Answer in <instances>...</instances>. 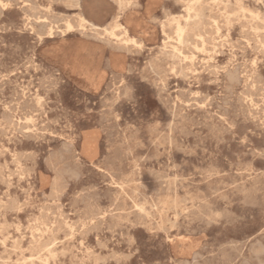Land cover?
<instances>
[{"label": "rangeland", "instance_id": "374dc122", "mask_svg": "<svg viewBox=\"0 0 264 264\" xmlns=\"http://www.w3.org/2000/svg\"><path fill=\"white\" fill-rule=\"evenodd\" d=\"M189 1L0 0V264H264V0Z\"/></svg>", "mask_w": 264, "mask_h": 264}, {"label": "bare ground", "instance_id": "6f19581e", "mask_svg": "<svg viewBox=\"0 0 264 264\" xmlns=\"http://www.w3.org/2000/svg\"><path fill=\"white\" fill-rule=\"evenodd\" d=\"M16 1H17V0H16ZM182 1H183V0H182ZM184 1H185V0H184ZM186 1H187V0H186ZM199 1H200V0H191V1H189V6H190V7L195 6V8H196V4L199 3ZM205 1H206V0H205ZM6 2H7V0H6ZM201 2H202V0H201ZM13 3H15V2H13ZM27 3H28V2H27ZM185 3H186V2H185ZM185 3H184V4H185ZM222 3H223V2H222ZM225 3H226V2H225ZM6 4H7V3H6ZM202 4H203V3H202ZM223 4H224V3H223ZM4 5H5V4H4ZM19 5H20V4H19ZM118 5H119V4H118ZM232 5H233V4H232ZM234 5H235V4H234ZM186 6H187V5H186ZM1 7H2V6H1ZM24 7H25V6H24ZM205 7H207V6H205ZM235 7H236V5H235ZM235 7H234V8H235ZM237 7H238V6H237ZM27 8H28V6H26V9H27ZM33 8H34V7H33ZM201 8H202V7H201ZM208 8H209V7H208ZM208 8H207V9H208ZM29 9H30V8H29ZM199 9H200V8H199ZM202 9H203V8H202ZM202 9H201V10H202ZM210 9H211V7H210ZM1 10H3V9H1ZM34 10H35V8H34ZM188 10H189V9H188ZM208 10H209V9H208ZM23 11H24V10H23ZM29 11H30V10H29ZM20 12H21V11H20ZM41 12H42V11H41ZM41 12H40V13H41ZM47 12H48V11H47ZM189 12H190V11H189ZM33 13H34V11H33ZM33 13H31V14H33ZM37 13H38V12H37ZM190 13H191V12H190ZM190 13H188V14H190ZM247 13H248V12H247ZM35 14H36V13H35ZM43 14H44V13H43ZM48 14H49V13H48ZM51 14H52V13H51ZM51 14H50V15H51ZM206 14H207V13H206ZM209 14H210V13H209ZM55 15H56V14H55ZM59 15H60V14H59ZM74 15H75V14H74ZM231 15H232V14H230V16H231ZM33 16H34V15H33ZM56 16H58V15H56ZM60 16H61V15H60ZM71 16H72V15H71ZM71 16H70V17H71ZM232 16H233V15H232ZM51 17H52V16H51ZM53 17H54V16H53ZM70 17H69V18H70ZM219 17H220V15H219ZM23 18H24V17H23ZM44 18H45V17H44ZM46 18H47V17H46ZM49 18H50V17H49ZM118 18H119V15H116L115 20H114V21H115V23H114L115 25H114V24H113V25H114V28H116L115 30H116V31L118 30L119 33L115 34V33H116L115 31H114V32H115V33H114V32H111V31L109 32L108 30H104V32L108 33V35H109L110 37H114V38H112V39H115L116 41H122V43L124 42L125 44H129V45H130V43H131V44H134V46H135V45H136V46L139 45L140 42L137 41L136 38H135L134 36H131V35H130V32H135V29H136V28H139V25L137 24V22L134 21V20H132V19H128V18H125V19L123 20V22H120ZM185 18H186V17H185ZM187 18H189V17H187ZM233 18H234V17H233ZM244 18H245V17H244ZM28 19H29V18H28ZM40 19H41V18H40ZM40 19H38V20L41 21ZM236 19H237V18H236ZM248 19H249V18H248ZM33 20H34V19H33ZM57 20H58V19H57ZM70 20H71V19H70ZM80 20H81L80 28H82V29L85 27L84 24H87V25L90 27L91 30H96V29L98 28V27L95 26L93 23H91V22H89L88 20H86L84 17H82ZM110 20H111V19H110ZM216 20H217V19H216ZM256 20H257V19H256ZM35 21H36V20H35ZM43 21H45V20H43ZM68 21H69V20H68ZM71 21H72V20H71ZM9 22H10V21H9ZM31 22H32V21H31ZM51 22H52V21H51ZM51 22H50V23H51ZM57 22H61V21H57ZM165 22H166V21H165ZM10 23H11V22H10ZM47 23H48V22H47ZM47 23H46V24H47ZM67 23H68V22H67ZM73 23H75V22H73ZM173 23H174V22H173ZM173 23H172V24H173ZM12 24H13V23H12ZM44 24H45V23H44ZM44 24H43V25H44ZM46 24H45V25H46ZM51 24H52V23H51ZM170 24H171V23H170ZM177 24H178V23H177ZM186 24H187V23H186ZM261 24H262V23H261ZM4 25H5V24H4ZM10 25H11V24H10ZM23 25H24V24H23ZM30 25H31V24H30ZM43 25H42V26H43ZM56 25H57V24H56ZM168 25H169V24H168ZM220 25H221V24H220ZM240 25H241V24H240ZM1 26H2V25H1ZM5 26H6V25H5ZM12 26H13V25H12ZM46 26H47V25H46ZM51 26H53V24H52ZM176 26H177V25H176ZM55 27H56V26H55ZM55 27L53 26V28H55ZM64 27H66V28H65L64 30H61V32H60L61 35H66V34L72 32V31H74V27L71 26V24H69V23H68L66 26L64 25L63 28H64ZM78 27H79V26H78ZM178 27H179V26H178ZM221 27H222V26H221ZM1 28H2V27H1ZM1 28H0V29H1ZM25 28H26V26H25ZM31 28H32V27H31ZM48 28H49V29H48V30H49V31H48V34H49L48 37H52V34H53L52 29H53V28H51V27H48ZM56 28H57V27H56ZM59 28H60V27H59ZM35 29H36V28H35ZM38 29H39V28H38ZM40 29H41V28H40ZM57 29H58V28H57ZM61 29H62V28H61ZM85 29H86V28H85ZM175 29H176V28H175ZM185 29H186V28H185ZM222 29H223V28H222ZM251 29H252V28H251ZM29 30H31V29H29ZM160 30H161V27H160ZM177 30H178V29H177ZM181 30H182V29L180 28L179 31L181 32ZM4 31H5V30H4ZM112 31H113V30H112ZM183 31H184V30H182V32H183ZM39 32H40V31H39ZM162 32H163V31H162ZM180 32H179V33H180ZM182 32H181V33H182ZM184 32H185V31H184ZM184 32H183V33H184ZM37 33H38V32H37ZM45 33H46V31L44 32V34L42 33V35H45ZM78 33H79V32H78ZM175 33L177 34L178 32L175 31ZM181 33H180V34H181ZM225 33H226V32H225ZM38 34L41 35V32L38 33ZM46 34H47V33H46ZM57 34H58V33H57ZM88 34H89V33H88ZM164 34H165V33H164ZM176 34H175V36H176ZM79 35H80V33H79ZM177 35H178V34H177ZM181 35H182V34H181ZM181 35H180V38H181ZM185 35H186V34H184V36H185ZM198 35H199V34H198ZM35 36H36V35H35ZM184 36H183V37H184ZM40 37H41V36H40ZM177 37L179 38V36H177ZM189 37H190V36H189ZM196 37H198V36H196ZM35 38H36V37H35ZM170 38H171V37H170ZM184 38H185V37H184ZM198 38H199V37H198ZM198 38H197V39H198ZM201 38L203 39V37H201ZM223 38H224V37H223ZM39 39H40V38H39ZM47 39H48V38H47ZM99 39H100V38H99ZM168 39H169V38H168ZM174 39H176V38H173V40H174ZM190 39H192V38H190ZM195 39H196V38H195ZM211 39H212V38H211ZM3 40H4V39H3ZM173 40H171V41H173ZM177 40H178V39H177ZM193 40H194V39H193ZM243 40H244V39H243ZM245 40H246V39H245ZM104 41H105V40H104ZM108 41H109V40H108ZM163 41H164V40H163ZM175 41H176V40H175ZM179 41H181V40H179ZM200 41H201V40H200ZM113 42H114V41H113ZM176 42H177V41H176ZM183 42H184V41H183ZM192 42H193V41H192ZM194 42H196V40H194ZM2 43H3V42H2ZM105 43H106V42H105ZM108 43H110V42H108ZM177 43L180 44V42H177ZM204 43H205V42H204ZM247 43H248V42H247ZM181 44H182V42H181ZM194 44H195V43H194ZM194 44H193V46L195 47ZM245 44H246V42H245ZM112 45L114 46L115 44L113 43ZM164 45H165V44H164ZM167 45H168V44H167ZM176 45H178V44H176ZM185 45H186V44H185ZM188 45H189V44H188ZM200 45H201V44H200ZM113 46H112V47H113ZM118 46H119V44H118ZM118 46H117V47H118ZM126 46H127V45H126ZM134 46H133V47H134ZM172 46H173V45H172ZM182 46H183V45H182ZM196 46H197V45H196ZM248 46H249V44H248ZM124 47H125V45H124ZM164 47H165V46H164ZM185 47H186V46H185ZM200 47H201V46H200ZM16 48H17V47H16ZM16 48H15V49H16ZM74 48H75V47H74ZM74 48H73V49H74ZM122 48H123V45H122ZM171 48H172V47H171ZM173 48H176V46H174ZM173 48H172V49H173ZM198 48H199V47H198ZM201 48H203V47H201ZM17 49H18V48H17ZM32 49H33V48H32ZM120 49H121V48H120ZM120 49H119V50H120ZM126 49H127V48H126ZM138 49H139V47H138ZM177 49H178V48H177ZM233 49H234V48H233ZM233 49H232V50H233ZM263 49H264V48H263ZM121 50H122V49H121ZM140 50H142V49L140 48ZM163 50H164V49H163ZM166 50H167V49H166ZM181 50H182V48H181ZM201 50H202V49H201ZM77 51H78V49H77V50H74L72 56L68 58V61H69L68 63H70V66H71L70 68H71V69L74 68L75 56H76ZM124 51H125V50H124ZM159 51H160V50H159ZM189 51H190V50H189ZM254 51H255V50H254ZM160 52H161V51H160ZM173 52H174V51H173ZM181 52H182V51H181ZM192 52H193V51H192ZM196 52H198V51H196ZM180 54H182V53H180ZM200 54H201V53H200ZM193 55H194V54H193ZM183 56H185V55H183ZM189 56H190V55H189ZM186 58H187V57H186ZM186 58H185V59H186ZM193 58H194V56H193ZM30 59H31V58H30ZM210 59H212V58H210ZM32 60H33V59H32ZM188 60H189V59H188ZM201 60H202V59H201ZM254 61H255V60H254ZM258 61H259V60H258ZM27 62H28V60H27ZM189 62H190V61H189ZM195 62H196V61H195ZM107 63H108V62H107ZM177 63H178V62H177ZM229 63H230V62H229ZM253 63L255 64L256 62H253ZM34 64H35V63H34ZM150 64H151V63H150ZM251 64H252V63H251ZM25 65H26V64H25ZM104 65H105V64H104ZM127 65H128V64H127ZM151 65H152V64H151ZM237 65H239V64H237ZM240 65H241V64H240ZM105 66H106V65H105ZM198 66H199V65H198ZM201 66H202V65H201ZM234 66H235V65H234ZM108 67H109V65H108ZM108 67H107V68H108ZM180 67H181V66H180ZM203 67H204V66H203ZM223 67H224V66H223ZM242 67H243V66H242ZM242 67H240V68H242ZM25 68H26V67H25ZM34 68H35V67H34ZM186 68H187V67H186ZM127 69H128V68H127ZM180 69H181V68H180ZM230 69H231V68H230ZM224 70H225V69H224ZM227 70H228V69H227ZM234 70H235V69H234ZM249 70H250V69H249ZM19 71H20V70H19ZM111 71H112V70H111ZM127 71H128V70H127ZM196 71H197V70H196ZM200 71H201V70H200ZM237 71H238V70H237ZM246 71H247V70H246ZM255 71H256V70H255ZM56 73H57V72H56ZM216 73H217V72H216ZM234 73H235V72H234ZM245 73H246V72H245ZM251 73H252V72H251ZM113 74H114V72H113ZM130 74H131V72H130ZM179 74H180V73H179ZM185 74H186V73H185ZM236 74H237V72H236ZM180 75H181V74H180ZM228 75H229V74H228ZM241 75H242V74H241ZM241 75H240V76H241ZM248 75H249V74H248ZM254 75H255V72H254ZM43 76H45V75H43ZM43 76H42V77H43ZM48 76H49V75H48ZM155 76H157V75H155ZM159 76H160V75H159ZM246 76H247V75H246ZM250 76H252V75H250ZM49 77H50V76H49ZM186 77H187V76H186ZM217 77H218V76H217ZM229 77H230V79L232 78V77H231V74H230ZM159 78H160V77H159ZM184 78H185V77H184ZM184 78H183V79H184ZM213 78H214V77H213ZM248 78H249V77H248ZM253 78H255V77L253 76ZM42 79H43V78H42ZM59 79H60V78H58V80H59ZM62 79H63V78H62ZM113 79H114V78H113ZM113 79H111V80L113 81ZM161 79H162V78H161ZM233 79H234V77H233ZM241 79H242V78H241ZM48 80H49V79H48ZM60 80H61V79H60ZM111 80H110V81H111ZM145 80H146V79H145ZM157 80H158V79H157ZM228 80H229V79H228ZM31 81H32V80H31ZM42 81H43V80H42ZM52 81H53V80H52ZM62 81H63V80H62ZM114 81H115V80H114ZM211 81H212V80H211ZM215 81H216V80H215ZM250 81H251V79H250ZM48 82H50V81H48ZM54 82H55V81H54ZM244 82H245V81H244ZM248 82H249V81H248ZM248 82H246V83H248ZM39 83H40V82H39ZM41 83H42V82H41ZM230 83H231V82H230ZM246 83H245V84H246ZM42 84H43V83H42ZM42 84H41V85H42ZM44 84L46 85V82H45ZM50 84H51V83H50ZM107 84H108V83H107ZM152 84H153V83H152ZM159 84H160V83H159ZM187 84H188V83H187ZM236 84H237V83H236ZM255 84H256V83H255ZM258 84H259V83H258ZM4 85H5V84H4ZM45 85H44V86H45ZM60 85H61V83H60ZM246 85L248 86V84H246ZM14 86H15V85H14ZM16 86L18 87V85H16ZM23 86H24V85H23ZM122 86H124V85H122ZM161 86H162V85H161ZM252 86H253V85H252ZM17 87H16V88H17ZM42 87H43V86H42ZM106 87H109V86H106ZM153 87H154V86H153ZM157 87H158V86H157ZM163 87H164V86H163ZM245 87H246V86H245ZM13 88H14V87H13ZM16 88H15V89H16ZM49 88H50V87H49ZM120 88H121V87H120ZM228 88H229V87H228ZM243 88H244V86H243ZM252 88H253V87H252ZM254 88H255V87H254ZM0 89H1V88H0ZM27 89H28V88H27ZM44 89H45V88H44ZM55 89H56V88H55ZM122 89H123V88H122ZM122 89H121V90H122ZM127 89H128V88H127ZM161 89H162V88H161ZM231 89H232V88H231ZM244 89H245V88H244ZM23 90H24V89H23ZM157 90H158V89H157ZM228 90H229V89H228ZM250 90H251V88H250ZM261 90H264V87H263V89H261ZM261 90H260V91H261ZM51 91H53V90H51ZM119 91H120V90H119ZM181 91H182V90H181ZM183 91H184V90H183ZM187 91H188V90H187ZM190 91H191V90H190ZM245 91H246V90H245ZM15 92H16V91H15ZM45 92H47V90H46ZM110 92H111V91H110ZM161 92H162V91H161ZM191 92H192V91H191ZM194 92H196V91H194ZM226 92H227V90H226ZM241 92H243V91H241ZM263 92H264V91H263ZM10 93H11V92H10ZM29 93H30V92H29ZM158 93H159V92H158ZM179 93H180V92H179ZM184 93H185V92H184ZM186 93H187V92H186ZM188 93H189V92H188ZM245 93H246V92H245ZM19 94H21V93H19ZM126 94H127V93H126ZM1 95H2V94H1ZM8 95H9V93H8ZM23 95H24V94H23ZM30 95H31V94H30ZM102 95H103V94H102ZM182 95H183V94H181V97H183ZM190 95H191V94H190ZM190 95H189V96H190ZM193 95H194V94H193ZM207 95H208V94H207ZM15 96H16V93H15ZM25 96H26V94H25ZM34 96H36V95H34ZM119 96H120V95L118 94V97H119ZM196 96H197V95H196ZM202 96H203V95H202ZM225 96H226V95H225ZM231 96H232V95H231ZM234 96H235V95H234ZM253 96H254V95H253ZM18 97H19V96H18ZM20 97H21V96H20ZM41 97H42V96H41ZM105 97H106V95H105ZM126 97H127V96H126ZM128 97H129V95H128ZM157 97L159 98V96H157ZM191 97H192V96H191ZM199 97H200V96H199ZM215 97H216V95H215ZM232 97H233V96H232ZM236 97H237V96H236ZM238 97H239V96H238ZM238 97H237V98H238ZM249 97H250V96H249ZM32 98H34V97H32ZM99 98H100V97H99ZM109 98H110V97H109ZM116 98H117V96H116ZM176 98H177V97H176ZM204 98H205V97H204ZM216 98H217V97H216ZM219 98H220V97H219ZM221 98L223 99L224 97H221ZM239 98H240V97H239ZM242 98H243V97H242ZM247 98H248V97H247ZM40 99H41V98H40ZM40 99H38V100H40ZM105 99H106V98H105ZM105 99H104V100H105ZM118 99H119V98H118ZM190 99H191V98H190ZM210 99H211V97H210ZM212 99H213V98H212ZM251 99H252V98H251ZM261 99H262V98H261ZM30 100H31V99H30ZM159 100H160V98H159ZM162 100H163V96H162L161 101H162ZM195 100H196V99H195ZM225 100H226V99H225ZM229 100H231V99H229ZM238 100H239V99H238ZM259 100H260V99H259ZM259 100H258V101H259ZM15 101H16V100H15ZM18 101H19V100H18ZM20 101H21V100H20ZM24 101H25V100H24ZM99 101H100V100H99ZM101 101H102V100H101ZM164 101H165V100H164ZM191 101H192V100H191ZM226 101H227V100H226ZM240 101H241V99H240ZM240 101H239V102H240ZM254 101H255V100H254ZM260 101H261V100H260ZM260 101H259V102H260ZM12 102H13V101H12ZM104 102H105V101H104ZM106 102H107V101H106ZM166 102H167V101H166ZM193 102H196V101H193ZM193 102H192V103H193ZM205 102H206V101H205ZM210 102H211V101H210ZM221 102H222V101H221ZM227 102H228V101H227ZM231 102H232V101H231ZM242 102H243V101H242ZM255 102H257V101H255ZM255 102H254V103H255ZM16 103H17V102H16ZM24 103H25V102H24ZM27 103L29 104L30 102L27 101ZM32 103H34V102H32ZM38 103H39V102H38ZM164 103H165V102H164ZM240 103H241V102H240ZM5 104H6V103H5ZM35 104H37V103H35ZM35 104H34V105H35ZM162 104H163V102H162ZM174 104H175V103H174ZM185 104H186V102H185ZM193 104H194V103H193ZM193 104H192V105H193ZM200 104H201V103H200ZM210 104H211V103H210ZM210 104L208 103V105H210ZM226 104H227V103H226ZM232 104H233V102H232ZM232 104H231V105H232ZM242 104H243V103H242ZM242 104H241V106L244 105V104H243V105H242ZM255 104H256V103H255ZM8 105H10V104H8ZM8 105H7V106H8ZM20 105H21V104H20ZM34 105H32V106H34ZM56 105H57V104H56ZM107 105H108V104H107ZM172 105H173V104H172ZM172 105H171V107H174V106H172ZM188 105H190V104H188ZM203 105H204V104H203ZM216 105H218V104L216 103ZM249 105H250V104H249ZM256 105H257V104H256ZM256 105H254V106H256ZM10 106H11V105H10ZM10 106H9V107H10ZM13 106L15 107L16 105H12V107H13ZM21 106H22V105H21ZM29 106H30V105H29ZM39 106H40V105H39ZM111 106H112V105H111ZM228 106H229V105H228ZM251 106H252V105H251ZM262 106H263V105H262ZM5 107H6V106H5ZM12 107H11V108H12ZM101 107H102V106H101ZM190 107H191V106H190ZM193 107H195V105H194ZM200 107H201V106H200ZM204 107H205V106H204ZM231 107H232V106H231ZM234 107H236V103H235V106H234ZM239 107H240V106H239ZM259 107H260V106H259ZM2 108H3V107H2ZM2 108H1V109H2ZM20 108H23V107H20ZM26 108H29V107H25V109H26ZM30 108H31V106H30ZM38 108H39V107H38ZM195 108H196V107H195ZM195 108H194V109H195ZM201 108H202V107H201ZM205 108H206V107H205ZM222 108H223V107H222ZM222 108H221V109H222ZM229 108H230V107H229ZM36 109H37V108H36ZM106 109H107V108H106ZM196 109H198V108H196ZM242 109H243V108H242ZM244 109H245V108H244ZM261 109H263V108H259L258 111H260ZM10 110H11V109H10ZM15 110H16V109H15ZM30 110H31V109H30ZM49 110H51V109H49ZM85 110H86V109H85ZM198 110H199V109H198ZM219 110H220V109H219ZM219 110H218V111H219ZM223 110H224V109H223ZM233 110H234V108H233ZM239 110H240V109H239ZM252 110H254V108H253ZM255 110H256V109H255ZM4 111H5V110H4ZM4 111H3V112H4ZM34 111H35V110H34ZM39 111H40V110H39ZM101 111H102V110H101ZM166 111H167V110H166ZM200 111H201V110H200ZM203 111H205V110H203ZM243 111H244V110H243ZM32 112H33V111H32ZM205 112H207V111H205ZM245 112H246V111H245ZM252 112H254V111H252ZM25 113H26V112H25ZM104 113H105V112H104ZM221 113H222V112H221ZM7 114H9V113H7ZM14 114H15V113H14ZM44 114H45V113H44ZM44 114H43V115H44ZM98 114H99V113H98ZM112 114H113V111H112ZM182 114H185V113H182ZM207 114H209V113H207ZM235 114H236V113H235ZM235 114H234V115H235ZM241 114H242V113H241ZM251 114H252V113H251ZM260 114H261V113H260ZM0 115H1V114H0ZM9 115H10V114H9ZM9 115H8V116H9ZM167 115H168V114H167ZM169 115H170V114H169ZM202 115H203V114H202ZM214 115H215V114H214ZM220 115H221V114H220ZM238 115H239V114H238ZM248 115H249V114H248ZM248 115H247V116H248ZM254 115H255V114H254ZM99 116H100V114H99ZM106 116H107V115H106ZM109 116H110V115H109ZM207 116H208V115H207ZM218 116H219V115H218ZM218 116H217V118H218ZM10 117H11V116H10ZM12 117H13V116H12ZM27 117H28V116H27ZM35 117H36V116H35ZM114 117H115V116H114ZM173 117H174V116H173ZM200 117H201V116H200ZM209 117H210V116H209ZM233 117H234V116H233ZM6 118H7V117H6ZM6 118H5V119H6ZM23 118H24V117H23ZM30 118H31V117H30ZM33 118H34V117H33ZM33 118H31V119H33ZM174 118H175V117H174ZM203 118H204V117H203ZM205 118H206V117H205ZM210 118H211V117H210ZM210 118H209V119H210ZM212 118H213V115H212ZM217 118H216V119H217ZM225 118H226V115H225ZM236 118H237V117H236ZM255 118H256V117H255ZM53 119H55V118H53ZM117 119H118V118H117ZM197 119H198V118H197ZM234 119H235V117L233 118V120H234ZM21 120H22V119H21ZM188 120H189V118H188ZM194 120H195V119H194ZM202 120H203V119H202ZM245 120H246V119H245ZM247 120H248V119H247ZM27 121H29V120H27ZM27 121H26V122H27ZM171 121H172V120H171ZM197 121H198V120H197ZM217 121H219V120H217ZM262 121H263V120H262ZM262 121H261V122H262ZM8 122H9V121H8ZM11 122H12V120H11ZM44 122H45V121H44ZM124 122H125V121H124ZM192 122H194V121H192ZM203 122H204V121H203ZM205 122H206V121H205ZM13 123H15V122H13ZM99 123H100V122H99ZM106 123H107V122H106ZM108 123H109V122H108ZM112 123H113V122H112ZM224 123H225V122H224ZM252 123H253V122H252ZM257 123H259V122H257ZM29 124H30V123H29ZM29 124H28V127H29ZM172 124H173V123H172ZM172 124H171V125H172ZM199 124H200V123H199ZM218 124H219V123H218ZM255 124H256V123H255ZM18 125H19V124H18ZM20 125H21V124H20ZM46 125H47V124H45V126H46ZM99 125H100V124H99ZM168 125H169V124H168ZM197 125H198V124H197ZM205 125H206V124H205ZM259 125H260V124H259ZM16 126H17V125H16ZM32 126H33V124H32ZM47 126H48V125H47ZM119 126H120V124H119ZM260 126H261V125H260ZM43 127H44V126H43ZM102 127H103V125H102ZM199 127H200V126H199ZM211 127H212V126H211ZM229 127L231 128V126H229ZM258 127H259V126H258ZM261 127H262V126H261ZM18 128H19V127H18ZM33 128H34V126H33ZM104 128L106 129V127H104ZM117 128H118V127H117ZM119 128H120V127H119ZM168 128H169V127H168ZM207 128H208V126H207ZM222 128H223V126H222ZM256 128H257V127H256ZM41 129H42V128H41ZM41 129H40V130H41ZM105 129H104V130H105ZM172 129H173V128H172ZM215 129H216V128H215ZM218 129H219V128H218ZM224 129H225V128H224ZM18 130H20V129H18ZM38 130H39V129H38ZM101 130H102V129H101ZM104 130H103V131H104ZM113 130H114V129H113ZM116 130H117V129H116ZM178 130H179V129H178ZM220 130H221V129H220ZM222 130H223V129H222ZM12 131H13V130H12ZM36 131H37V130H36ZM43 131H44V130H43ZM175 131H176V130H175ZM181 131H183V130H181ZM228 131H229V130H228ZM2 132H3V131H2ZM14 132H15V131H14ZM29 132H30V131H29ZM54 132H55V131H54ZM105 132H107V131H105ZM114 132H116V131H113V134H114ZM41 133H42V132H41ZM103 133H104V132H103ZM185 133H188V132L186 131ZM185 133H184V134H185ZM189 133H190V135H192L191 132H189ZM22 134H23V133H22ZM27 134H28V133H27ZM50 134H51V133H50ZM195 134H196V133H195ZM228 134H229V133H228ZM230 134H232V133H230ZM5 135H6V134H5ZM28 135H30V134H28ZM53 135H54V134H53ZM190 135H189V136H190ZM193 135H194V134H193ZM115 136H117V135H115ZM232 136H233V135H232ZM35 137H36V136H35ZM168 137H169V136H168ZM26 138H27V137H26ZM33 138H34V137H33ZM113 138H114V136H113ZM29 139H30V138H29ZM155 139H156V138H155ZM33 140H34V139H33ZM35 140H37V139H35ZM112 140H114V139H112ZM169 140H170V139H169ZM242 140H243V139H242ZM63 142H64V140H63ZM105 142H106V141H105ZM243 144H244V143H243ZM70 145H72V144L70 143ZM70 145H69V146H70ZM106 145H107V144H106ZM121 145H122V144H121ZM156 145H157V144H156ZM160 145H161V144H160ZM169 145H170V144H169ZM157 146H158V145H157ZM195 147H196V146H195ZM65 148H66V147H65ZM179 148H180V147H179ZM67 149H68V148H67ZM184 149H185V148H184ZM248 149H250V148H248ZM255 149H256V148H255ZM62 150H63V149H62ZM118 150H119V149H118ZM251 150H252V149H251ZM256 150H257V149H256ZM53 151H54V150H53ZM74 151H75V150H74ZM74 151H73V152H74ZM81 151H82L83 154H85V155L88 156V157H92V156L94 155V153H95V137H94V134H93L92 132H86V133L83 134V136H82V143H81ZM27 152H28V151H27ZM119 152H120V151H119ZM34 153H35V152H34ZM60 153H61V152H60ZM60 153H59V154H60ZM75 153H76V152H75ZM130 153H131V152H130ZM189 153H190V152H189ZM243 153H244V152H243ZM259 153H260V151H259ZM50 154H51V153H50ZM68 154H69V153H68ZM122 154H123V153H122ZM234 154H235V153H234ZM246 154H247V153H246ZM62 155H63V154H62ZM74 155H75V154H74ZM107 155H108V154H107ZM115 155H116V154H115ZM126 155H127V154H126ZM235 155H236V154H235ZM260 155H261V154H260ZM48 156H49V155H48ZM70 156H72V155H70ZM77 156H78V155H77ZM77 156H76V157H77ZM108 156H109V155H108ZM22 157H23V156H22ZM22 157H21V158H22ZM61 157L64 158L63 156H61ZM111 157H112V156H111ZM80 158H81V157H80ZM82 158H83V157H82ZM67 159H69V158H67ZM73 159H74V157H73ZM73 159H72V160H73ZM104 159H105V157H104ZM140 159H141V158H140ZM13 160H15V159H13ZM63 160H64V159H63ZM65 160H66V159H65ZM69 160H70V159H69ZM111 160H112V158H111ZM116 160H117V158H116ZM44 161H45V160H44ZM60 161H62V159H61ZM78 161H79V159H78ZM113 161H114V160H113ZM18 162H19V161H18ZM68 162H69V161H68ZM71 162H72V161H71ZM71 162H70V163H71ZM75 162H76V160H75ZM105 162H106V161H105ZM3 163H4V162H3ZM13 163L16 164V162H13ZM45 163H46V161H45ZM49 163H50V162H49ZM103 163H104V162H103ZM248 163H249V162H248ZM74 164H75V163H74ZM109 164H110V163H109ZM236 164L238 165V163H236ZM67 165H68V164H67ZM103 165H104V164H103ZM106 165H107V164H106ZM110 165H111V164H110ZM176 165H177V164H176ZM78 166H79V165H78ZM78 166H77V167H78ZM244 166H245V165H244ZM28 167H29V166H28ZM70 167H71V166H70ZM73 167L75 168V166H73ZM95 167H96V166H95ZM108 167H109V166H108ZM118 167H119V166H118ZM165 167H166V166H165ZM169 167H170V166H169ZM175 167H176V166H175ZM175 167H174V168H175ZM242 167H243V166H242ZM6 168H7V167H6ZM64 168H65V167H64ZM66 168H67V167H66ZM97 168H98V167H97ZM245 168H246V167H245ZM70 169H71V168H70ZM76 169H77V168H76ZM78 169H79V168H78ZM241 169H242V168H241ZM21 170H22V169H21ZM79 170H81V169H79ZM244 170H246V169H244ZM73 171H74V170H73ZM110 171H111V170H110ZM138 171H139V170H137V173H138ZM60 172H62V171H60ZM65 172H66V171H65ZM65 172H64V173H65ZM69 172H71V171H69ZM78 172H79V171H78ZM104 172H105V171H104ZM150 172H151V171H150ZM153 172H154V171H153ZM250 172H251V171H250ZM64 173H63V174H64ZM74 173H75V172H73V174H74ZM113 173H114V172H113ZM158 173H159V172H158ZM66 174H67V173H66ZM66 174H65V175H66ZM76 174H77V173H76ZM152 174H153V173H152ZM65 175H64V176H65ZM67 175H68V174H67ZM102 175H103V174H102ZM104 175H105V173H104ZM104 175H103V176H104ZM121 175H122V174H121ZM162 175H163V174H162ZM162 175H160V176H162ZM6 176H7V175H6ZM18 176H19V175H18ZM27 176H28V175H27ZM62 176H63V175H62ZM77 176H78V175H77ZM77 176H76V177H77ZM82 176H83V175H82ZM106 176H108V174H107ZM110 176H111V175H110ZM208 176H209V175H208ZM257 176H258V175H257ZM68 177H69V176H68ZM76 177H75V178H76ZM166 177H167V176H166ZM178 177H179V176H178ZM252 177H254V176H252ZM258 177H261V176H258ZM66 178H67V177H66ZM77 178H79V177H77ZM156 178H157V177H156ZM167 178H168V177H167ZM167 178H166V179H167ZM256 178H257V177H256ZM68 179H70V178H68ZM114 179H115V178H114ZM125 179H126V178H125ZM63 181H64V180H63ZM156 181H157V180H156ZM260 181H261V180H260ZM260 181H258V183H259ZM109 182H110V181H109ZM157 182H158V181H157ZM168 182H169V181H168ZM173 182H174V180H173ZM241 182H242V181H241ZM256 182H257V180H256ZM64 183H65V182H64ZM166 183H167V182H166ZM166 183H165V184H166ZM8 184H9V183H8ZM115 184H116V183H115ZM126 184H128V183L126 182ZM126 184H125V185H126ZM129 184H130V183H129ZM134 184H135V183H134ZM108 185H109V184H108ZM172 185H174V184L172 183ZM233 185H234V184H233ZM233 185H232V186H233ZM255 185H256V184H255ZM118 186H119V185H118ZM143 186H144V185H143ZM166 186H167V185H166ZM174 186H175V185H174ZM238 186H239V185H238ZM240 186H241V185H240ZM259 186H260V185H259ZM259 186H257V187H259ZM90 187H91V186H90ZM92 187H93V186H92ZM163 187H164V186H163ZM254 187H255V186H254ZM254 187H253V188H254ZM263 187H264V186H263ZM87 188H88V187H87ZM94 188H96V187H94ZM94 188H93V189H94ZM109 188H110V187H109ZM121 188H122V187H121ZM174 188H175V187H174ZM237 188H238V187H237ZM243 188H245V186H243ZM181 189H182V188H181ZM254 189H255V188H254ZM260 189H261V188H260ZM260 189H259V190H260ZM262 189H263V188H262ZM58 190H59V189H58ZM88 190H89V189H88ZM95 190H96V189H95ZM95 190H94V191H95ZM100 190L102 191V189H100ZM133 190H134V189H133ZM241 190H242V189H241ZM246 190H248V189H246ZM85 191H86V190H85ZM90 191H91V190H90ZM154 191H155V190H154ZM167 191H168V188H167ZM169 191H170V190H169ZM174 191H175V190H174ZM78 192H79V191H78ZM87 192H88V191H87ZM96 192H97V191H96ZM134 192H136V191H134ZM134 192H133V193H134ZM156 192H158V191L156 190ZM253 192H254V191H253ZM253 192H252V193H253ZM76 193H77V192H76ZM84 193H85V192H84ZM92 193H93V192H92ZM163 193H167V192H163ZM255 193H257V192H255ZM255 193H254V194H255ZM73 194H74V193H73ZM80 194H81V193H80ZM97 194H98V193H97ZM115 194H116V193H115ZM71 195H72V194H71ZM82 195H83V194H82ZM84 195H86V194H84ZM99 195H100V194H99ZM102 195H103V194H102ZM118 195H119V194H118ZM188 195H189V194H188ZM250 195H251V194H250ZM72 196H73V195H72ZM91 196H92V195H91ZM100 196H101V195H100ZM252 196H254V195H252ZM76 197H77V196H76ZM112 197H113V196H112ZM184 197H185V196H184ZM243 197H244V196H243ZM250 197H251V196H250ZM256 197H257V196H256ZM78 198H79V196H78ZM132 198H133V197H132ZM185 198H186V197H185ZM244 198H246V197H244ZM244 198H243V199H244ZM72 199H73V197H72ZM91 199H92V198H91ZM94 199H95V198H94ZM106 199H107V198H106ZM111 199H112V198H111ZM116 199H117V198H115V199H113V200L117 201ZM139 199H140V198H139ZM189 199H190V198H189ZM250 199H251V198H250ZM84 200L86 201V200H88V199H84ZM141 200H142V198H141ZM145 200H146V199H145ZM157 200H159V199L157 198ZM168 200H169V199H168ZM183 200H184V199H183ZM253 200H254V199H252V201H253ZM255 200H256V199H255ZM70 201H71V198H70ZM77 201H78V199H77ZM89 201H90V200H89ZM89 201H88V202H89ZM142 201H143V200H142ZM142 201H141V203H143ZM184 201H185V200H184ZM188 201H189V200H188ZM242 201H243V200H242ZM75 202H76V201H75ZM109 202H110V201H109ZM186 202H187V201H186ZM200 202H201V201H200ZM248 202H250V201H249V198H248ZM76 203H77V202H76ZM92 203H93V202H92ZM94 203H95V202H94ZM160 203H161V202H160ZM173 203H174V202H173ZM190 203H191V202H190ZM202 203H203V202H202ZM202 203H201V204H202ZM246 203H247V202H246ZM253 203H255V202H253ZM256 203H257V202H256ZM90 204H91V203H90ZM111 204H112V203H111ZM113 204H114V203H113ZM113 204H112V205H113ZM139 204H140V203H139ZM146 204H147V203H146ZM250 204H252V203H250ZM15 205H16V204H15ZM69 205H70V204H69ZM134 205H135V204H134ZM137 205H138V204H137ZM174 205H175V204H174ZM245 205H246V204H245ZM71 206H72V205H71ZM71 206H70V207H71ZM116 206H117V205H116ZM144 206H145V205H144ZM149 206H150V205H149ZM196 206H197V205H196ZM202 206H203V205H202ZM207 206H208V204H207ZM253 206H254V205H253ZM59 207H60V204H59ZM88 207H89V205H88ZM163 207H164V206H163ZM172 207H173V206H172ZM185 207H186V206H185ZM203 207H204V206H203ZM249 207H250V206H249ZM263 207H264V206H263ZM142 208H143V207H142ZM142 208H141V209H142ZM147 208H148V207H147ZM152 208H153V207H152ZM157 208H158V207H157ZM157 208H156V209H157ZM167 208H168V207H167ZM200 208H201V207H200ZM58 209H59V208H58ZM170 209H171V208H170ZM174 209H175V208H174ZM202 209H203V208H202ZM95 210H97V209L95 208ZM98 210H99V209H98ZM160 210H161V209H160ZM160 210H159V211H160ZM166 210H168V209H166ZM171 210H172V209H171ZM186 210H187V209H186ZM107 211H108V210H107ZM183 211H184V210H183ZM183 211H182V212H183ZM198 211H199V210H198ZM96 212H97V211H96ZM141 212H142V211H141ZM149 212H150V211H149ZM151 212H152V211H151ZM162 212H163V210H162ZM164 212H165V210H164ZM89 213H90V212H89ZM108 213H110V212H108ZM132 213H133V212H132ZM145 213H146V212H145ZM195 213H196V212H195ZM195 213H194V214H195ZM206 213H207V212H206ZM216 213H217V212H216ZM216 213H215V214H216ZM38 214H39V212H38ZM102 214H104V213H102ZM105 214H106V212H105ZM105 214H104V215H105ZM147 214H148V213H147ZM147 214H146V215H147ZM149 214H150V213H149ZM154 214H155V213H154ZM177 214H178V212H177ZM181 214H182V213H181ZM192 214H193V212H192ZM201 214H203V213H201ZM215 214H214V216H215ZM225 214H228V212L225 213ZM32 215H33V214H32ZM53 215H54V213H53ZM58 215H60V214H58ZM76 215H77V214H76ZM110 215H111V214H110ZM118 215H119V214H118ZM142 215H143V214H142ZM155 215H156V214H155ZM158 215H159V214H158ZM166 215H167V214H166ZM174 215H175V214H174ZM195 215H197V214H195ZM60 216H61V215H60ZM63 216H64V215H63ZM69 216H70V215H69ZM156 216H157V215H156ZM170 216H171V215H170ZM177 216H178V215H177ZM228 216L230 217V216H232V215L230 214V215H228ZM52 217H53V216H52ZM67 217H68V216H67ZM136 217H137V216L135 215L134 218H136ZM140 217H141V216H140ZM145 217H146V216H145V214H144V216H143V221L145 220ZM152 217H153V216H152ZM195 217H196V216H195ZM195 217H194V218H195ZM205 217H207V215H206ZM182 218H183V217H182ZM184 218H185V217H184ZM184 218H183V219H184ZM222 218H223V217H222ZM55 219H56V218H55ZM61 219H62V218H61ZM78 219H79V218H78ZM97 219H98V218H97ZM141 219H142V217H141ZM199 219H200V217H199ZM219 219H220V218H219ZM225 219H226V217H225ZM86 220H87V219H86ZM137 220H138V219H137ZM153 220H155V219H153ZM167 220L169 221V218H168ZM172 220H173V219H172ZM175 220H176V219H175ZM195 220H196V219H195ZM226 220H227V219H226ZM65 221H66V220H65ZM73 221H74V220H73ZM75 221H76V220H75ZM207 221H208V219H207ZM59 222H60V221H59ZM76 222H77V221H76ZM90 222H91V221H90ZM100 222H101V221H100ZM160 222H161V220H160ZM229 222H232V220L229 221ZM28 223H29V222H28ZM47 223H49V221H48ZM79 223H80V222H79ZM101 223H102V222H101ZM101 223H100V224H101ZM138 223H139V222H138ZM142 223H143V222H142ZM154 223H155V222H154ZM29 224H30V223H29ZM61 224H65V223H61ZM100 224H99V225H100ZM209 224H210V223H209ZM40 225H41V224H40ZM40 225H39V226H40ZM65 225H67V224H65ZM65 225H64V226H65ZM74 225H75V223H74ZM138 225H139V224H138ZM141 225H142V224H141ZM173 225H174V226H173V228H174V227H175V224H173ZM44 226H45V225H44ZM75 226H76V225H75ZM79 226H80V225H79ZM152 226H153V225H152ZM169 226H170V225H169ZM36 227H37V226H36ZM62 227H63V226H62ZM171 227H172V225H171ZM171 227H170V228H171ZM41 228H42V227H41ZM68 228H70V227H67V229H68ZM81 228H82V227H81ZM120 228H121V227H120ZM65 229H66V228H65ZM71 229H73V228H71ZM94 229H95V227H94ZM18 230H19V229H18ZM29 230H30V229H29ZM32 230H33V229H32ZM169 230H170V229H169ZM184 230H185V229H184ZM39 231H40V230H39ZM64 231H65V230H64ZM68 231H69V229H68ZM68 231H67V232H68ZM122 231H123V230H122ZM30 232H31V231H30ZM34 232H35V230H34ZM71 232H72V231H71ZM75 233H76V232H75ZM165 234H166V233H165ZM189 234H190V233H189ZM191 234H192V233H191ZM260 234H261V233H260ZM75 235H76V234H75ZM261 235H262V234H261ZM263 235H264V234H263ZM67 237H68V236H67ZM31 238H33V237H31ZM15 239H16V238H15ZM37 239H38V238H37ZM131 239H132V238H131ZM172 239H173V238H172ZM185 239H187V237H186ZM170 240H171V239H170ZM173 240H174V239H173ZM0 241H1V240H0ZM126 241H127V240H126ZM200 241H201V240H200ZM248 241H249V240H248ZM1 242H2V241H1ZM128 242H130V241L128 240ZM197 242H198V241H197ZM251 243H252V242H251ZM220 244H221V243H220ZM223 244H224V243H223ZM196 245H198V244H196ZM209 246H210V245H209ZM104 247H105V246H104ZM194 247H195V246H194ZM202 247H203V246H202ZM184 248H185V247H184ZM12 249H13V248H12ZM44 249H45V247H44ZM201 249H202V248H201ZM218 249H219V248H218ZM134 250H135V249H134ZM253 250H254V249H253ZM194 251H195V250H194ZM211 253H212V252H211ZM202 254H203V253H202ZM218 254H219V253H218ZM208 255H210V254H208ZM216 255H217V254H216ZM127 256H128V255H127ZM211 256H212V254H211ZM220 256H221V254H220ZM30 258H32V257H30ZM181 258H182V257H181ZM210 259L213 260L212 258H210ZM180 260H181V259H180ZM13 261H14V260H13ZM219 261H220V260H219ZM221 261H222V260H221ZM221 261H220V263H221ZM16 262H17V261H16ZM254 262H255V261H254ZM177 263H178V262H177ZM239 263L242 264L240 261H239ZM211 264H212V262H211ZM216 264H217V263H216ZM225 264H226V263H225ZM235 264H236V263H235Z\"/></svg>", "mask_w": 264, "mask_h": 264}]
</instances>
